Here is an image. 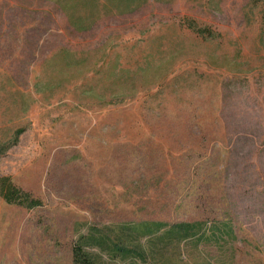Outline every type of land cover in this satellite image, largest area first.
Masks as SVG:
<instances>
[{"label": "rangeland", "instance_id": "374dc122", "mask_svg": "<svg viewBox=\"0 0 264 264\" xmlns=\"http://www.w3.org/2000/svg\"><path fill=\"white\" fill-rule=\"evenodd\" d=\"M129 3L0 0V176L41 203L0 198V264L146 223L206 226L149 264H264V0Z\"/></svg>", "mask_w": 264, "mask_h": 264}, {"label": "trees", "instance_id": "16d2710c", "mask_svg": "<svg viewBox=\"0 0 264 264\" xmlns=\"http://www.w3.org/2000/svg\"><path fill=\"white\" fill-rule=\"evenodd\" d=\"M70 0H67V2ZM139 0H131L129 7ZM67 4L59 5V10L65 15L68 26L75 32H84L89 25L82 19L75 17ZM71 8V9H70ZM92 9L96 10L95 5ZM93 10V11H95ZM94 13V12H93ZM188 28L200 36H210L207 29H200L188 24ZM207 34V35H205ZM0 198L9 205H16L32 209L40 206V202L18 189L8 177L0 176ZM205 227L200 224L167 225L163 223H146L138 226H122L115 240L98 241L99 251L113 259L114 264H149V258L153 257V251L162 245L180 244L188 239L202 241L205 238ZM221 239H226L220 236ZM80 237L72 248L73 264H103L101 256L89 252L90 241Z\"/></svg>", "mask_w": 264, "mask_h": 264}]
</instances>
